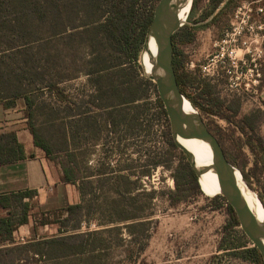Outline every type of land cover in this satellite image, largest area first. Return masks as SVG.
I'll list each match as a JSON object with an SVG mask.
<instances>
[{"label": "trees", "instance_id": "obj_1", "mask_svg": "<svg viewBox=\"0 0 264 264\" xmlns=\"http://www.w3.org/2000/svg\"><path fill=\"white\" fill-rule=\"evenodd\" d=\"M159 1L0 0V105L5 109L18 105L24 108L27 129L35 148L61 169L63 183L77 186L83 197L85 194L90 196L80 204L36 215L31 213L30 202L37 195L36 191L27 190L1 197L0 204L7 210V215L0 218L3 245L0 248V264H146L142 256L147 243L141 245V241L144 238L147 242L150 238V226L155 224L152 220L154 213L136 206L139 196H129L141 189L138 186L140 177L150 176V171L138 173V168L155 169L164 163L157 159L141 165L135 160L117 171H111L109 158L106 157L98 175L83 172L76 153H70L67 160L60 157L68 146L66 125L60 112L51 110L47 116L55 119L54 124H59V146L52 145L36 123L35 114L40 105L34 92L61 95L63 98L59 97V102L79 112L74 115L77 120L69 127L75 150L80 149V144L84 142L83 145L89 148L95 145L103 127L109 128L111 134L119 135L118 143L130 137L137 141L141 133H145L147 116L152 111L153 105L149 101L151 92L156 96V108L159 110L156 115L165 117L169 122L156 86L143 73L144 67L139 62ZM225 1L210 0L200 22L209 19ZM236 1L228 0L212 22L216 23L229 9L236 8ZM197 2L193 1L190 14ZM195 32L191 27H184L173 36V68L178 87L192 107L200 112L228 161L240 171L245 184L252 187V180H256L263 185L259 197L264 207V138L260 133L264 110L241 116L240 99H221L214 85L202 78L198 70H187V56L179 46L192 43ZM68 57H71L70 62ZM67 63L74 66L75 76L82 72L86 75L92 89L89 99L83 102L86 106L84 113L80 111L81 105L68 100L61 87L62 82L75 77L62 72L68 67ZM79 64L81 67H78ZM214 117L228 124L231 132L210 121ZM82 137L86 140L91 138V142L81 141ZM163 138L167 148L164 154H177L179 149L171 131L164 133ZM33 157L32 154L27 155L15 131L0 135V166ZM182 159L185 161L181 162L172 177L175 190L168 194L170 207L203 196L198 178L186 158L182 156ZM96 176L101 182V189L107 187V191L122 199L119 204L116 201L109 206L97 204L101 195L96 192V182L86 181ZM157 195L155 191L148 193L150 203ZM125 199L129 204L121 205ZM212 199H220L230 215L219 251L224 250L230 257L244 262L264 264L260 252L242 231L238 233L240 238L235 236L240 223L234 209L222 196ZM149 206L148 210L151 209ZM30 218L38 227L55 226L57 233L48 238L18 242L14 234L20 227L28 225ZM113 246L123 248L122 260L113 261L111 258L109 252Z\"/></svg>", "mask_w": 264, "mask_h": 264}, {"label": "rangeland", "instance_id": "obj_2", "mask_svg": "<svg viewBox=\"0 0 264 264\" xmlns=\"http://www.w3.org/2000/svg\"><path fill=\"white\" fill-rule=\"evenodd\" d=\"M209 3L210 0H198L194 12L189 14L187 21L180 28L191 27L196 30L192 43L179 46L187 56V70L193 72L198 70L202 78L214 85L215 92L221 99L229 101L240 99L241 116L256 110H264V13L257 12L259 6L264 7V0H237L236 8L232 7L216 23H213L212 18L224 7L225 4H223L209 19L200 22L202 15L208 10ZM248 8L252 11H248ZM251 25L252 30H246ZM233 30L237 33L236 35H231ZM232 52L233 59L229 56ZM144 54L142 52L140 55V65H142ZM70 58H67L68 62ZM192 64L194 68H191ZM67 65L68 67L62 72L65 75L75 76L74 66L70 63ZM205 66H209V73L202 71V67ZM78 67L81 65L79 64ZM257 70L260 71V77L257 75ZM143 73L146 74L145 69ZM61 87L65 90L64 94L68 100L81 105L80 111L84 113L86 106L83 102L89 99L92 92L86 75L83 72L78 73L73 79L62 82ZM34 96L40 105L35 114L36 123L52 145L59 146L61 134L58 132V122L54 124L55 119H49L47 116L53 110L55 113L60 112V117H64L68 146L66 152L61 153L60 157L67 160L70 153H76L83 172L85 170L87 174L98 175L99 170L102 169V161L106 157L109 158L111 171H117L119 167H125L135 160H138L137 163H142L141 165L157 159L164 163L165 166L155 169L138 168V173L142 170L150 171V176L140 177L138 186H141V189L129 196V198L133 195L139 196L136 206L140 210L144 208L146 212L154 213L152 220L155 224L150 226V238L147 242L144 238L141 241V245L147 243L142 256L146 264H253L232 258L224 250L219 251L218 247L224 237V228L230 221L228 210L220 199H212L201 191L203 196L195 197L176 207L169 206L168 194L175 190L172 177L181 162L185 161L182 156L186 157L180 150L177 154H164L167 148L163 134L170 131V124L165 117L156 115L159 110L156 108V96L153 92L149 95V101L153 106L147 116L145 133H141L137 141L130 137L118 143L119 135L111 134L109 128L103 127V133L97 138L95 145H90V148L87 145L84 146V141L91 142V138L86 140V137H82L81 141L84 143L80 146L83 148L80 147L78 150H75L71 144L72 135L69 127L77 120L74 117L79 112L70 110L66 104L59 102L60 96L50 95L47 92H43L42 95V91H35ZM195 111L200 114L198 110L195 109ZM151 119L152 126L148 128L151 125ZM210 121L228 130V133L231 132L232 128L219 118L214 117ZM260 133L264 138V120L260 124ZM237 136L238 134L235 133V137ZM113 149L116 153L111 152ZM136 151L139 153L137 154ZM158 153L162 155L157 156ZM249 158L252 157L249 156ZM52 164L56 166L54 162ZM98 180L97 176L91 180L86 179V181L96 182V192L101 195L97 204L109 206L114 201L119 204L118 201L122 199H117L113 193L106 190L107 187L102 190L101 182ZM248 188L261 202L259 195L263 185L252 180V187ZM151 191L158 194L152 203L147 196ZM128 204L126 199L121 203L125 206ZM218 205H221V208H217ZM148 206L151 209L148 210ZM235 231V236L240 238L238 233L242 231L241 228H236ZM43 233L39 232L40 235ZM109 254L111 258L113 257V261H120L124 255L123 248L113 246Z\"/></svg>", "mask_w": 264, "mask_h": 264}, {"label": "water", "instance_id": "obj_3", "mask_svg": "<svg viewBox=\"0 0 264 264\" xmlns=\"http://www.w3.org/2000/svg\"><path fill=\"white\" fill-rule=\"evenodd\" d=\"M188 2L189 0H160L157 4L143 50L147 53L149 41L153 40L157 52L151 60V71L149 73L145 71V73L156 86L169 119L172 139L186 157L189 166L198 178L199 185L200 178L206 173L212 172L217 176L218 196H222L234 209L242 232L258 249L264 263V222L257 218L247 204L241 182L246 187L247 185L240 171L228 161L217 137L209 130L201 114L195 111L184 97L177 84L173 68V36L183 25L180 21V13ZM185 103H189L193 108V113L184 110ZM179 138H191L206 143L212 152V165L205 168L198 167L193 156L179 144Z\"/></svg>", "mask_w": 264, "mask_h": 264}, {"label": "crops", "instance_id": "obj_4", "mask_svg": "<svg viewBox=\"0 0 264 264\" xmlns=\"http://www.w3.org/2000/svg\"><path fill=\"white\" fill-rule=\"evenodd\" d=\"M8 131H15L27 155L32 154L34 157L16 164L0 166V198L27 190L36 191L37 195L30 201L33 215L62 210L88 200L89 195L85 194L83 197L77 186L63 183L61 169L54 166L35 148L21 105L11 109L0 105V135ZM6 215L7 210L0 204V218ZM40 231L44 233L40 235ZM56 233L55 226L38 227L30 218V223L20 227L14 237L18 242L24 243L33 239L48 238ZM2 246L0 240V248Z\"/></svg>", "mask_w": 264, "mask_h": 264}, {"label": "bare ground", "instance_id": "obj_5", "mask_svg": "<svg viewBox=\"0 0 264 264\" xmlns=\"http://www.w3.org/2000/svg\"><path fill=\"white\" fill-rule=\"evenodd\" d=\"M192 6V0H189L187 6L180 13V21L181 23H185L188 19ZM157 47L153 40L149 41L147 53L144 54L142 63L145 67V71L149 73L152 69L151 60L156 56ZM184 110L188 113H193V108L189 105V103H185ZM179 144L185 148L195 159V162L198 167H209L212 165L213 156L209 146L196 139L191 138H179ZM240 179V178H239ZM200 189L202 192L207 194L208 196L214 198L219 194V188L217 183V176L212 172L206 173L203 177L200 178ZM242 190L247 201V204L251 211L257 216V218L264 222V210L252 191L247 188L244 183L241 182ZM251 243V242H250Z\"/></svg>", "mask_w": 264, "mask_h": 264}, {"label": "built area", "instance_id": "obj_6", "mask_svg": "<svg viewBox=\"0 0 264 264\" xmlns=\"http://www.w3.org/2000/svg\"><path fill=\"white\" fill-rule=\"evenodd\" d=\"M248 11H252V10H251L250 8H248ZM257 12H258V14H263V13H264V7L259 6V7L257 8ZM249 29L252 30V25L246 28V30H248V31H249ZM233 31H234V30H233ZM233 31L231 32V35H233V34L236 35L237 33H236L235 31H234V32H233ZM228 34H229V33H228ZM228 34H227V35H228ZM239 34H242V32H239ZM244 44H246V43H244ZM232 54H233V52L229 55L231 59H233V58L231 57ZM194 67H195L194 64H192V65H191V68H194ZM208 68H209V66L202 67V71H203V72H206V71H207V72L209 73V69H208ZM228 72H229V70H228ZM256 72H257V75H259V77H260V71L257 70ZM212 75H214V73H213ZM228 80H229V78H228Z\"/></svg>", "mask_w": 264, "mask_h": 264}]
</instances>
